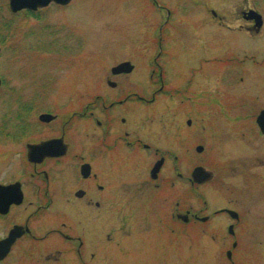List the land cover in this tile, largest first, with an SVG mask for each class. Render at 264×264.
<instances>
[{
  "label": "flooded vegetation",
  "instance_id": "1",
  "mask_svg": "<svg viewBox=\"0 0 264 264\" xmlns=\"http://www.w3.org/2000/svg\"><path fill=\"white\" fill-rule=\"evenodd\" d=\"M150 1L158 13L171 15L167 6ZM73 2L11 12L29 21L25 65H44L50 81L46 92L36 90L40 83L25 81L18 96L21 112L14 116L10 137L24 150L13 178L0 181V242L9 238L12 243L0 264L30 261L37 253L59 264H108L111 254L163 258V264H192V254H198L194 264H264V133L258 121L263 98L254 106L236 92L219 96L217 106L229 123L216 142L223 148L221 158L242 157L236 164L222 161L215 169L206 160L203 168L213 176L203 184L195 183L192 173H167L181 156L175 153L176 141L186 144L183 153L190 161L184 123L192 125L191 94L198 81L187 74L166 76L159 64L163 43H158V52L147 60L148 75H140L136 57H130L111 65L97 82L89 61L92 85L69 90L68 76L79 72L81 58L91 51L88 38L74 24L51 21L48 10L69 11ZM250 10L241 16L245 33L256 38L264 21L257 28L248 19ZM10 53L12 59L20 55L15 44ZM125 63L133 67L130 72L120 69ZM53 95L67 98L70 108L73 100L87 101L61 118L49 102ZM44 114L53 120L41 121ZM37 115L39 123L33 121ZM53 140L58 143L54 156L32 148ZM232 146L247 155L235 156ZM254 150L259 154L248 155ZM195 186H203V203L197 206L189 194Z\"/></svg>",
  "mask_w": 264,
  "mask_h": 264
},
{
  "label": "rangeland",
  "instance_id": "2",
  "mask_svg": "<svg viewBox=\"0 0 264 264\" xmlns=\"http://www.w3.org/2000/svg\"><path fill=\"white\" fill-rule=\"evenodd\" d=\"M9 1L0 0V78L4 81L3 87H0V181L11 180L21 164L19 155L24 150L23 143L12 141L10 136L15 128L14 116L21 112L17 101L22 98V95L18 97L20 92L25 91V81L40 83L36 87L40 92L47 91L50 81L44 65L33 62L25 65L24 34L29 21L23 15L13 16ZM84 1L74 0L69 11L54 7L48 10L51 21L74 24L88 38L91 51L81 58V69L69 76L68 73L64 75L71 79L69 90L77 91L85 87L83 83L91 84L87 67L89 61H94L97 82L100 77L108 75L111 65L130 57H136L140 75L146 76L151 71L147 60L158 52L155 49L158 43H163L159 64L164 67L166 76L187 74L193 81H198L196 85L193 84L191 94L192 125L187 127L184 123L185 130L190 133V161L185 159L183 153L186 144L182 139L176 141L175 153L181 156L178 162L170 164L167 173L177 170L188 175L196 167H203L206 160L207 164H211L209 168L212 166L215 169L221 166L222 161L223 164H236L242 157L221 158L223 148L216 142L219 135H223L221 127L225 122L229 123L220 113L217 103L221 92L239 93L246 103L249 100L248 103L254 106L262 104L258 99L263 98L264 103V26L260 34L252 38L245 33L247 25L241 16L242 11L251 8L264 18V0H157L167 6L171 13L169 18L161 10L158 13L150 0ZM152 12L159 15L160 22ZM35 22L32 20L31 24ZM158 27L162 35L160 40ZM126 43L130 50L127 49L123 56L121 51L127 48ZM12 44L16 45L17 52L20 51L15 59L11 58ZM243 65L247 68L244 72L240 70ZM64 87L68 88L67 85ZM73 101L75 104L70 108L63 95H53L49 99L54 112L60 114L61 118L87 100L78 98ZM33 121L38 122V115ZM80 125L83 122L78 123ZM199 145L204 146V154L203 151H196ZM232 149L235 156L246 154L240 146H232ZM259 152L254 150L251 155L249 151L248 155L255 156ZM189 194L192 205L203 203V186L191 188ZM194 256L198 254H192V264L196 263ZM44 257L37 253L30 261H16V264H59L48 263ZM108 260V264H120L123 260L131 264H163L166 261L135 254L126 257L111 254Z\"/></svg>",
  "mask_w": 264,
  "mask_h": 264
},
{
  "label": "water",
  "instance_id": "3",
  "mask_svg": "<svg viewBox=\"0 0 264 264\" xmlns=\"http://www.w3.org/2000/svg\"><path fill=\"white\" fill-rule=\"evenodd\" d=\"M70 1L71 0H10L9 7L12 12L16 13L24 9L36 10L38 8H43L48 6L52 2L66 5ZM247 14H248V19L255 21L256 23L255 26L257 28L260 29L263 26V17L258 12L254 10H250ZM119 67L120 69L128 72H130L133 68L130 65V63L121 64ZM1 84H2V80L0 78V87ZM40 119L43 122H50L51 120H53V117L51 115L44 114L40 117ZM258 121L264 133V112L261 114ZM56 142H57L56 140L48 141L39 145L32 146V148L34 150H38L39 152H42L44 156L47 154L54 156L56 153L55 151L58 148V143ZM197 151L201 153L203 151V147L201 146L198 147ZM160 164L161 162H159L156 170H158ZM212 176L213 174L211 172L206 171L202 166L196 167L192 173V179L197 184H203L204 181L210 180ZM11 245L12 243L9 238L5 241L0 242V259H3L8 254Z\"/></svg>",
  "mask_w": 264,
  "mask_h": 264
}]
</instances>
